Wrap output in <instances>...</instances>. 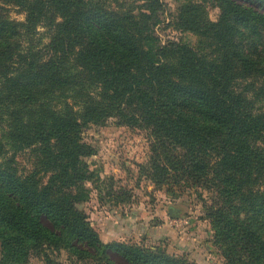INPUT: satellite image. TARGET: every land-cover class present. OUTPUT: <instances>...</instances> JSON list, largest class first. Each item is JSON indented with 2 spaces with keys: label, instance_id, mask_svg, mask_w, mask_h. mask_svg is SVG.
I'll return each mask as SVG.
<instances>
[{
  "label": "trees",
  "instance_id": "1",
  "mask_svg": "<svg viewBox=\"0 0 264 264\" xmlns=\"http://www.w3.org/2000/svg\"><path fill=\"white\" fill-rule=\"evenodd\" d=\"M1 1L22 7L25 19L0 16V155L12 150L0 161V264L31 255L55 264L49 249L109 264L108 250L124 264H196L104 243L77 206L89 197L84 158L95 151L81 133L110 118L149 130L155 184L183 179L210 191L205 215L225 264H264V111L254 100L264 99V61L240 43L264 32V0H176L174 24L205 41L199 49L157 43L151 26L162 0H142L137 12L108 0ZM204 3L218 7L216 21ZM41 22L48 41L37 48ZM23 149L33 157L27 172L11 164Z\"/></svg>",
  "mask_w": 264,
  "mask_h": 264
},
{
  "label": "rangeland",
  "instance_id": "2",
  "mask_svg": "<svg viewBox=\"0 0 264 264\" xmlns=\"http://www.w3.org/2000/svg\"><path fill=\"white\" fill-rule=\"evenodd\" d=\"M108 1L112 7L132 12L142 8L140 6L143 2ZM162 2L159 21L151 26L157 43L186 42L197 49L201 48L205 41H201L195 33L182 30L174 24L173 15L177 1ZM204 5L209 20L216 21L218 7L209 3ZM258 7L264 11V7ZM49 15H53L52 11H49ZM0 16L19 22L25 19V11L22 7L0 0ZM55 18L58 16L55 15ZM260 32L247 33L240 43L242 47L249 45L255 48L258 54H254L264 61V32L261 36ZM20 41L23 45L27 43L25 37H20ZM47 41L48 28L41 22L36 26L33 43L38 48ZM204 49L208 52L206 47ZM250 79L253 86L261 83L255 77ZM240 82L244 84L243 80ZM251 96H255L254 93ZM254 100L255 106L264 111L263 96ZM1 125L0 121V127ZM81 135L95 151L84 158L92 173L85 180V186L90 189L89 197L77 206L86 213L102 242L116 241L149 250L159 249L196 264H225L214 230L205 215L204 205L209 201L210 191L185 185L183 179L176 184H155L148 177V160L153 142L148 129L117 124L110 118L101 125L88 124ZM259 146L264 148L263 140H260ZM11 153L12 150H9L6 155H0V161L11 156ZM32 159L31 152L23 149L13 156L11 164L20 171L27 172L31 168ZM47 173L40 172L41 180L46 181ZM118 192H126L128 197L117 200L115 195ZM48 222L43 220L49 226ZM107 254L110 263H125L116 252L108 250ZM47 255L55 264H109L104 260L99 261L98 257H77L66 249H49ZM26 264H45V261L40 255H31Z\"/></svg>",
  "mask_w": 264,
  "mask_h": 264
}]
</instances>
